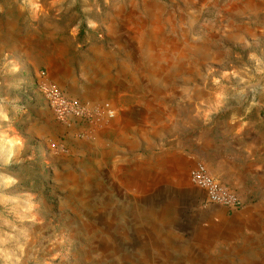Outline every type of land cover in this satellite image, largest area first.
Wrapping results in <instances>:
<instances>
[{
    "label": "rangeland",
    "instance_id": "rangeland-1",
    "mask_svg": "<svg viewBox=\"0 0 264 264\" xmlns=\"http://www.w3.org/2000/svg\"><path fill=\"white\" fill-rule=\"evenodd\" d=\"M99 56L129 116L59 122L37 82L97 104ZM231 122L264 134V0H0V264H264L189 179Z\"/></svg>",
    "mask_w": 264,
    "mask_h": 264
},
{
    "label": "crops",
    "instance_id": "crops-1",
    "mask_svg": "<svg viewBox=\"0 0 264 264\" xmlns=\"http://www.w3.org/2000/svg\"><path fill=\"white\" fill-rule=\"evenodd\" d=\"M105 60V61H103ZM112 67L106 57H96L93 64V74L86 84V95L94 102H112L119 110L122 109V121L129 116L130 109L121 103V91L118 89V78L110 73ZM121 121V122H122ZM113 125V124H112ZM112 125L107 128L113 127ZM211 157L199 160L207 167L209 173L230 186L243 199L258 197L264 200V134L250 123H233L220 133L218 144L212 146ZM197 162V163H198ZM209 219L218 214L206 211ZM226 213H220L224 221ZM235 228L255 236L264 229V208L247 205L239 213L230 216Z\"/></svg>",
    "mask_w": 264,
    "mask_h": 264
},
{
    "label": "built area",
    "instance_id": "built-area-1",
    "mask_svg": "<svg viewBox=\"0 0 264 264\" xmlns=\"http://www.w3.org/2000/svg\"><path fill=\"white\" fill-rule=\"evenodd\" d=\"M42 74L37 82L53 116L62 123H79L92 128H103L116 117L115 109L108 102L90 105L69 96L64 90L48 83ZM193 186L203 192L205 204L217 205L228 211L241 210L246 201L230 186L212 176L204 163L198 162L189 172Z\"/></svg>",
    "mask_w": 264,
    "mask_h": 264
}]
</instances>
